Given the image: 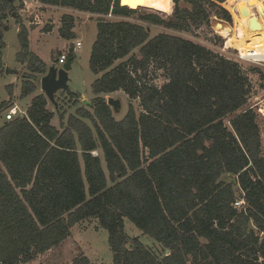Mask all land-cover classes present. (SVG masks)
I'll use <instances>...</instances> for the list:
<instances>
[{"label":"trees","instance_id":"16d2710c","mask_svg":"<svg viewBox=\"0 0 264 264\" xmlns=\"http://www.w3.org/2000/svg\"><path fill=\"white\" fill-rule=\"evenodd\" d=\"M13 1L0 0V50L1 28L8 14L15 16L16 60L33 75L21 83L24 98L36 93L34 76H43L48 67L31 52L28 30ZM179 1L124 0L123 7L119 0H40L100 16H128L138 8L170 14L173 4L174 9L165 19L144 13L142 23L97 18L89 56L91 72L101 74L92 84L95 98L91 106L76 108L61 123V131L51 124L54 112L47 108L44 93L33 96L25 116L4 119L0 264L35 260L58 247L75 224L90 218L108 232L112 264H264V155L256 114L248 108L232 116L229 126L224 122L246 104L248 77L232 59L179 36L151 37L147 29L154 24L186 30L187 24L208 23L206 4L230 23L231 14L222 5L235 0H183L190 7ZM235 3L234 9L227 7L234 29L249 36L254 30L249 19L258 5L264 16V0ZM241 8L245 13L239 14ZM61 21L60 37L75 39L73 15H63ZM251 44L264 54L263 41ZM67 58L75 59L73 46ZM152 62L166 70L168 81L161 87L146 80ZM118 90L140 100L138 116L130 105L123 118L113 117L103 95ZM69 97L77 100L79 94ZM56 109L63 122L62 111ZM97 149L106 171L93 154ZM238 198L244 200L240 209L233 206ZM124 219L156 241L163 254L130 238ZM72 264L90 260L81 253Z\"/></svg>","mask_w":264,"mask_h":264},{"label":"rangeland","instance_id":"374dc122","mask_svg":"<svg viewBox=\"0 0 264 264\" xmlns=\"http://www.w3.org/2000/svg\"><path fill=\"white\" fill-rule=\"evenodd\" d=\"M235 2L236 0L234 1V3L230 2V5L221 4L222 7L227 9L231 14L232 21L230 23L225 21L218 15H215L216 9L206 4L205 7L211 14L208 23L199 25L187 24L186 26L188 28L186 30H175L173 28H166L164 26L154 24H149L147 29L151 37L159 33H167L179 36L184 39L191 40L206 47L207 49L212 50L215 53H218L219 55L233 60L238 50L243 53L248 50H252L251 41L261 40L264 42V27L254 29L251 34L246 37H241L240 34L236 32V30L234 29V27H236V23L234 22L231 13V9H234L235 5L237 4ZM13 4L17 9L19 20L23 24L25 23L26 25L33 28L39 27L41 32H48L52 30L51 33H48V35H45L44 33L40 34L41 36L38 37L36 35L38 34L37 31H33L31 35L32 48H34L36 54L46 63L48 69L51 65H56V61H54V58H57L61 53H68L70 47L75 45L76 40L81 41V46L79 48H75V50L73 51L75 54V59L71 64V69L68 71V86L72 92H76L79 94V98L77 100H74L73 98L69 97V94H67L66 91L59 90L54 95V103L47 99V108L49 109V111L54 112V117L51 119V124L59 128L60 131L62 130L60 127L61 123L65 124L67 117L70 114H73L76 108L80 106H88L82 102L83 99L93 102L95 98V95H93L92 93V84L98 77L101 76V74L95 75L93 72H91L89 68V56L97 34V18L103 17L107 20L113 21L128 20L132 22L142 23V21L139 20V17L144 13H155L165 19L169 18L172 15L174 9L173 4V9L170 14H162L156 11L138 8L135 13H131L128 16H100L97 14H93V16H90V14L88 15L86 12H81L69 8V10L62 11L51 9L49 10V12L41 15L39 12L46 10H42V7L39 6V3L35 4L33 2H29L28 0H14ZM179 5L181 7H190L187 3H184L183 0L179 1ZM227 7H230L231 9H228ZM67 13H73V17H77L74 29L76 38L68 41L61 38L59 33L57 32V30L62 25V16L66 15ZM239 14H242L241 10ZM217 23L219 24L217 25ZM4 24L6 25V27L1 28L3 46L0 50V59L3 71L2 73H0V103L2 102L4 104L0 110V125L2 124V122H4L5 110L9 106L13 105L16 102L20 109L26 110L27 105L29 104L31 98L34 96V94L28 95L24 98H20L19 96L20 87L23 80L26 79V77H28L29 75H31L32 77L33 75L29 74L31 72L29 71L27 64H21L16 60V54L19 51L16 26H18L19 28V25L16 22L15 16L12 17L8 14ZM57 25H59L58 29H56ZM249 38L251 39L250 41H248ZM37 40H39V42H37ZM262 50H264V48H262ZM127 58L128 56L123 59L117 60L113 66H116L121 61H124ZM240 66L249 80V92L247 95L246 104L235 113L227 116L224 122L227 126H229V120L232 118V116L244 109H252L256 114V120L259 126L262 140V153L264 155V79L261 78V75H264V66L246 62L242 63ZM56 67L58 66L56 65ZM165 71L166 70L162 69L159 64L152 62L148 67V75L146 77V80L149 81V83H153L157 87H161L168 81ZM13 75H17V78H19V80L16 81V78L12 77ZM34 77L36 78L35 85L37 88L35 94L43 93L40 88V80L42 76L35 74ZM11 83L14 84L15 97H17L16 99L14 98V96L9 97V93L7 91V85ZM8 97L9 99L7 101H4ZM108 97H113L114 99H118L120 101V109L117 112H114L112 109V115L116 120H120L121 118H123V116L127 113L130 105H132L136 116H138L142 112L140 100L138 98H128V96L121 90L112 92L111 95L105 96V100H107ZM56 108H59V111H62L64 116L63 122H61L59 112H57ZM85 121L89 125H91L88 120ZM143 152L144 155H147L146 150H143ZM93 154L98 155L101 158L102 168L104 169V171H106V166L103 161V154L101 150L97 149L93 151ZM80 163L82 166V160H80ZM237 195H240V192H238ZM94 223L95 222L92 220H86L84 224H81V228L84 230H82L80 236L81 240H83L82 247L85 250V254L88 255L90 259H92V262L94 264H96V262L101 264H112L113 256L108 245V232L101 227L95 228ZM124 229L130 238L137 237L139 241L143 244H146L147 247L154 249L161 255L163 254L161 246H159V248L155 246L158 244L156 241H154L147 235L142 234V232L127 219H124Z\"/></svg>","mask_w":264,"mask_h":264},{"label":"crops","instance_id":"0c3cea01","mask_svg":"<svg viewBox=\"0 0 264 264\" xmlns=\"http://www.w3.org/2000/svg\"><path fill=\"white\" fill-rule=\"evenodd\" d=\"M28 1L29 2H33L35 4L36 3H39L40 4L39 6L42 7V10H44V9L46 10V11L39 12L41 15H44L45 13L49 12V10H51V9L52 10H60V11H62V10H69L68 7H58V6H51V5L43 4V3L40 2V0H28ZM72 12H74V11H72ZM86 13L88 15L90 14V16H93V13H89V12H86ZM63 14H65V13H63ZM67 14L72 15L73 13L72 14L71 13H67ZM61 15H62V13H61ZM76 18L77 17H74V20H75L74 23L75 24H76V21H77ZM75 24H74V28H73L74 33H75V30H74L75 29ZM24 25H26V24L24 23ZM26 26H27L26 28L28 30V40H29L30 50H31V52H33L34 54H36V51L34 50V48H32V41H31L32 32L33 31H37L38 34H36V35L39 37V36H41L40 34H44V33H45V35L46 34L48 35V33H51L52 30L51 31H48V32H41L40 29H39V27L33 28V27L28 26V25H26ZM58 28H59V25L56 26V29H58ZM18 29H19L18 26H16V31L17 32H18ZM57 32H58V30H57ZM66 41H68V40H66ZM37 42H39V40H37ZM2 72L3 71H0V73H2ZM12 77L13 78H16V81L19 80V78H17V75H13ZM7 91H8V93L11 91V95H9V97L14 96L15 99L17 98V97H15L14 84H12V83L11 84H8L7 85ZM111 94L112 93L104 94L103 96L105 98V96L111 95ZM34 95H35V93H34ZM19 96H20V93H19ZM9 97L6 100H4V101H7L9 99ZM29 104H30V102H29ZM28 105H27V107H28ZM86 220H92V221H94L95 222L94 223L95 228H98L99 227L96 219L90 218V219H86ZM86 220L81 221V222L75 224L72 227V229H71V235L68 236L64 241H62V243L58 247L52 248V249L48 250L47 252H45L44 254L38 255L35 260H33V261H31V262H29L27 264H39V263H41V264H70L71 263L72 264V259H73L74 256H76L78 254H81V253L84 254V255H86L85 254V250L82 247L83 246V240H81V236H80V234L82 233V230H84V229L81 228V224H84V222ZM144 245H146V244H144ZM155 246L157 248H159L160 245L157 244ZM86 256L88 257V255H86ZM89 260H90V264H94L92 262V259L89 258ZM96 264H101V263L96 262Z\"/></svg>","mask_w":264,"mask_h":264},{"label":"water","instance_id":"95a60500","mask_svg":"<svg viewBox=\"0 0 264 264\" xmlns=\"http://www.w3.org/2000/svg\"><path fill=\"white\" fill-rule=\"evenodd\" d=\"M121 6L126 7L122 4V0H119ZM131 9V8H130ZM259 9V7H258ZM133 10V9H132ZM241 13H245L244 8H241ZM14 15V13H13ZM262 15V14H261ZM263 19L264 16L262 15ZM219 23H217L218 25ZM250 29H257L260 27V18L258 16L251 17L249 19ZM72 60L67 58V60L61 65L56 67L55 64L51 65L45 75L42 76L40 80V88L43 91L46 98L54 103V95L57 91L63 90L67 94H71L72 91L68 86V71L71 69ZM82 102L88 106L92 105V102L85 99ZM107 104L113 109L114 112H117L120 109V101L114 99L113 97H108L106 100Z\"/></svg>","mask_w":264,"mask_h":264},{"label":"built area","instance_id":"2783aa9c","mask_svg":"<svg viewBox=\"0 0 264 264\" xmlns=\"http://www.w3.org/2000/svg\"><path fill=\"white\" fill-rule=\"evenodd\" d=\"M254 14L256 16H258L261 20H263L262 15L259 13L258 10H254ZM109 16H112L111 13L107 14ZM81 46V41L80 40H76L75 45H73V51L75 50V48H79ZM67 54L68 53H61L56 60V65L57 66H61L66 60H67ZM234 61H236L239 65H241L242 63L246 62V63H251V64H255V65H263L264 66V57H262L261 55H257L255 54L253 51H247L246 55L242 54L239 50L237 52V54L235 55V58L233 59ZM26 115V110H22L20 109V107L14 103L13 105L9 106L6 110H5V114H4V119L5 120H11L15 117H21V116H25ZM244 205V200L242 198H238L237 200L234 201L233 206L240 209L242 208ZM169 250L166 251V254H168ZM27 264V263H24Z\"/></svg>","mask_w":264,"mask_h":264},{"label":"bare ground","instance_id":"6f19581e","mask_svg":"<svg viewBox=\"0 0 264 264\" xmlns=\"http://www.w3.org/2000/svg\"><path fill=\"white\" fill-rule=\"evenodd\" d=\"M124 3V0H122V4ZM124 5V4H123ZM126 6V5H125ZM127 7V6H126ZM258 7H259V9H258V11L261 13V6H259L258 5ZM257 7V8H258ZM129 8V7H128ZM132 9V8H131ZM134 10V9H133ZM248 51H250V50H248ZM251 51H253L255 54H257V55H261L262 57H264V54H259V53H257V51H255V50H251ZM242 54H244V55H246V53H247V51L245 52V53H243V52H241Z\"/></svg>","mask_w":264,"mask_h":264},{"label":"flooded vegetation","instance_id":"af4514ba","mask_svg":"<svg viewBox=\"0 0 264 264\" xmlns=\"http://www.w3.org/2000/svg\"><path fill=\"white\" fill-rule=\"evenodd\" d=\"M260 13V12H259Z\"/></svg>","mask_w":264,"mask_h":264}]
</instances>
